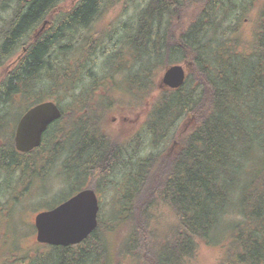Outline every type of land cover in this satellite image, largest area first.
Returning a JSON list of instances; mask_svg holds the SVG:
<instances>
[{"label": "trees", "instance_id": "trees-1", "mask_svg": "<svg viewBox=\"0 0 264 264\" xmlns=\"http://www.w3.org/2000/svg\"><path fill=\"white\" fill-rule=\"evenodd\" d=\"M222 1L215 0L210 7L208 0H203L198 18L197 10L187 5L186 32L182 36L171 33L176 27L170 22L167 35L127 38L137 47L129 51L134 66L117 64L127 74L123 76L124 86L113 82V89L138 95V108L148 105L146 126L152 133L153 145L158 143L161 151L153 158V176H148L143 186H138V179L147 176L148 170L145 165L139 167L138 200L131 205L127 202L128 210L120 214V219L128 222V232L117 242H109L108 234L116 227L111 228V223L118 220L113 212L106 220L105 231L96 229L84 246L50 248L41 261L24 260L20 264H115L125 258L133 264H188L200 243L209 241L228 212L236 213L239 221L232 223L219 264H264V18L258 20L248 48L238 51L227 40L234 31L227 25L228 16L220 17L216 24L209 18L208 13ZM59 3L60 0H35L30 5L0 48V68L12 53L8 47L36 19L42 22L52 12L61 14L60 8L55 10ZM97 6L96 0H83L70 14L57 18L56 29L37 39L9 75L5 77L1 69L0 171L4 174L15 176L24 166L13 146L14 123L9 127L12 116L5 111L9 95L20 92V85L41 81L38 85L46 87L50 83L47 75L53 71L52 55L55 51L59 55L74 53L75 48L61 44H72L77 32L74 29L72 33L71 24L83 28ZM209 28L216 29L217 34L206 33ZM86 44L92 42L87 40ZM80 49L73 65L62 69L59 83L52 87H62L63 93L89 94L107 85L105 80L112 76H100L93 69L97 57L109 56L113 51L96 52L87 46ZM117 53L118 61L122 53ZM142 58H153L155 65L145 69ZM63 61L68 63V58ZM83 61L90 66H83ZM179 64L189 67L183 86L175 91L159 89L155 81L159 73ZM104 67L113 69L114 64ZM149 94L153 95L151 99ZM46 96H37L36 104L48 100ZM53 102L66 109L69 100L63 97ZM173 140L181 147L174 154L167 146ZM91 141L85 139L83 155L96 163L108 162L104 160L106 151ZM157 207L172 212L176 223L159 236L151 226V211ZM166 242L168 259H163L158 250Z\"/></svg>", "mask_w": 264, "mask_h": 264}, {"label": "flooded vegetation", "instance_id": "flooded-vegetation-1", "mask_svg": "<svg viewBox=\"0 0 264 264\" xmlns=\"http://www.w3.org/2000/svg\"><path fill=\"white\" fill-rule=\"evenodd\" d=\"M34 1L0 0V48L19 18L25 14ZM82 1L60 0L55 10L60 8L61 14L52 12L49 18L42 22L36 19L19 35L13 45L8 47L12 53L3 65L2 70H5L3 75L6 77L18 67L31 47L37 44V39L48 31L56 29L58 17L70 14L80 6ZM214 1L208 0L206 4L212 7ZM256 1L259 3L256 18L261 20L262 17L264 18V0H223L221 6L217 5L213 10L211 8L212 11L208 13L209 18L215 20L216 24L220 17L227 15V20L232 21L229 26H233L235 30V21L247 13L250 7L252 9L253 2ZM202 2L203 0H96L98 4L96 13L83 28L80 25L74 27L71 24L70 29L72 33L76 29L77 37L72 44H61V47L83 49L87 46L96 52L104 49L113 52L117 49L133 51L137 50V47L128 41L122 45L121 37L127 39L138 35L152 36L154 33L164 36L169 33L171 24L176 27L172 28L171 33L182 36L186 32L187 5L197 10L198 18ZM191 16L195 17V15H189ZM190 20L192 21V18ZM144 22H146V27L142 28ZM215 31L217 32L216 29L209 28L206 33L217 34ZM86 39L92 44L87 45ZM185 70L188 73L189 67L185 66ZM105 82L107 85L101 87L102 92L61 93L46 100L53 102L56 98L64 97L69 102L66 103V109H62L59 104L53 102L60 110V117L47 126L39 147L27 153H20L14 147L16 155L24 162L19 176H25L24 179H28L23 190L17 189L19 196L24 195V192L28 193L33 183L37 190V176L47 174L67 176L66 198L52 206H45L43 210L36 211L35 216L29 221L34 229L37 214L53 210L85 191L94 194L98 207L96 228L92 233L98 228L105 229L108 224L101 215L106 195L109 196L110 209L118 213L119 216L116 218L120 220V214L127 211L129 204L137 200V195H135L133 202L129 193L134 197L139 167L145 165L148 170L147 176H153V158L156 153L152 133L146 126L148 105L145 104L146 108H138L136 100L138 95L113 91L115 84L112 78L106 79ZM22 95L24 96L22 93H15L9 96L20 100ZM142 97L146 98L144 95ZM148 97L151 99L153 95L149 94ZM182 128H184V120ZM185 129L186 127L182 130V134L185 133ZM86 138L91 139V143L95 142L106 151L104 160L108 162L96 163L95 160H89L83 155L87 147ZM174 142L173 140L168 144V149L171 148L170 153L172 154L181 148ZM4 176L12 175L5 173ZM91 234L79 244L68 247L84 246Z\"/></svg>", "mask_w": 264, "mask_h": 264}, {"label": "rangeland", "instance_id": "rangeland-1", "mask_svg": "<svg viewBox=\"0 0 264 264\" xmlns=\"http://www.w3.org/2000/svg\"><path fill=\"white\" fill-rule=\"evenodd\" d=\"M252 3H250L251 5ZM259 8L258 1L253 2V8L242 15V17L235 21L236 29L233 33L229 34L227 39L229 44L236 48L238 51H244L248 48L249 43H251L254 33L256 32L258 18H256L257 9ZM117 12V11H116ZM122 13H130L129 11H121ZM246 14V15H245ZM121 15V14H120ZM123 22V20L121 19ZM232 21H227V25L231 24ZM127 39L124 37L120 38V43L122 45L126 44ZM117 51H120L122 54L118 57V61L115 54H118ZM56 54L52 55V67L53 71L48 72V80L50 83L46 87H42L37 84L31 83L26 84L25 86L20 85V92L22 95L20 100H15V98L10 97V102L6 104L5 111L12 116V120L9 124V127L14 123L16 125L15 118L19 114L21 116L29 107L36 104V97L47 94V99L54 97L57 94L63 93L65 90L62 87H52L54 83H59V76L62 75V69H68L69 66L73 65L75 59L78 58L81 49H74V53L60 54L59 51H55ZM68 58V63L63 61V58ZM131 53L128 50L117 49L116 52H112L109 56L100 55L97 57L96 63L97 66L93 69V72L102 76V75H111L113 82L118 86H124L123 76L127 74V70H120L117 68V64L120 66L122 64L129 68L130 64L134 66V61H131ZM70 59V60H69ZM142 64L145 69H149L150 66L155 65L154 59L142 58ZM114 64L113 69L109 67H104V65ZM68 65V66H67ZM83 66H90V64L83 61ZM3 68V66L0 68ZM134 70V69H133ZM161 74V72H160ZM159 74V75H160ZM159 75L156 77L157 81ZM109 77V76H108ZM44 79V77H42ZM1 81V80H0ZM120 86V87H121ZM102 87V86H101ZM99 92H102L101 89ZM43 89V90H41ZM43 91V92H41ZM116 91V90H113ZM118 92H120L118 90ZM53 94V95H52ZM52 95V96H51ZM38 99V98H37ZM36 100V101H35ZM63 102V101H62ZM64 103V102H63ZM140 110V109H139ZM18 116V118H19ZM181 124V123H180ZM13 129V128H12ZM14 134V133H12ZM170 143V142H169ZM167 143V146L168 144ZM154 152L160 154L161 151H158V143L154 145ZM257 152L255 153L254 160H258ZM252 163V162H251ZM21 171L17 172L15 176H4V172L0 171V264H20L21 261H41L43 258L47 257L50 248L46 246H40L35 241V229L29 224V221L32 220L35 212L43 210L45 206H52L58 201L66 197L68 189L66 188L65 176H52L47 174L46 176H37V190L34 186V183L29 187V192H24V195L19 196L18 191L23 190L26 187L25 176H19ZM150 177V176H149ZM24 179V180H23ZM148 176H140L138 179V186H143L147 183ZM23 180V181H22ZM139 191V190H138ZM139 192L133 193L134 197L129 193L132 201H135V195H137L138 200ZM109 196L106 195L105 202L102 205L103 214L101 215L107 221L110 220V217L113 211L110 209L109 205ZM130 201V200H129ZM47 209V208H45ZM116 217L118 213L114 212ZM33 214V215H32ZM122 217V215H121ZM151 226L155 230L156 234L162 235L176 224L175 218L172 212H169L165 208L157 207L151 211ZM239 221L236 213L228 212V214L222 219L220 224L214 230L209 241L207 243H200L198 246L193 258L188 264H219L221 261L224 251L223 247H226V240L228 239L232 223ZM128 222L125 219L122 221L116 220L112 221L111 228L115 230L113 233L108 234L109 242H117L123 233H127L129 228ZM108 226V225H107ZM105 229H101L103 233ZM167 244H164L158 250V256L163 259H168ZM130 248V247H129ZM137 249V247H132ZM123 249H126L124 246ZM52 255V254H51ZM115 264H133L129 259H123Z\"/></svg>", "mask_w": 264, "mask_h": 264}, {"label": "water", "instance_id": "water-1", "mask_svg": "<svg viewBox=\"0 0 264 264\" xmlns=\"http://www.w3.org/2000/svg\"><path fill=\"white\" fill-rule=\"evenodd\" d=\"M184 81L183 67L169 66L164 70L159 85L169 90H177L182 87ZM59 117V109L50 102L39 104L26 112L16 127V150L27 153L39 147L43 132ZM97 211L94 194L85 191L55 209L37 215V243L63 248L79 244L95 230Z\"/></svg>", "mask_w": 264, "mask_h": 264}, {"label": "bare ground", "instance_id": "bare-ground-1", "mask_svg": "<svg viewBox=\"0 0 264 264\" xmlns=\"http://www.w3.org/2000/svg\"><path fill=\"white\" fill-rule=\"evenodd\" d=\"M231 49V48H230ZM233 50V49H232Z\"/></svg>", "mask_w": 264, "mask_h": 264}]
</instances>
